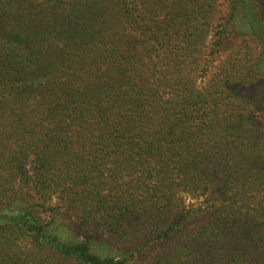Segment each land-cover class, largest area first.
I'll list each match as a JSON object with an SVG mask.
<instances>
[{"label": "trees", "instance_id": "16d2710c", "mask_svg": "<svg viewBox=\"0 0 264 264\" xmlns=\"http://www.w3.org/2000/svg\"><path fill=\"white\" fill-rule=\"evenodd\" d=\"M223 2L215 35L218 46L230 49L229 67L199 91L194 76L215 0H0V170H8L0 174L1 227L25 235L34 249L77 264H124L91 254L89 236L61 241L19 193L57 189L76 218L114 226L121 236L138 213L171 199L172 186L177 190L187 178L186 165L200 154L189 150V130L218 133L221 123L226 134L220 138H234L251 151L215 168L214 175L218 169L227 173L212 184L218 196L214 219L224 228L218 256L236 259L264 242V145L251 147L264 136L243 113L253 106L264 113V64L254 69L247 44L239 54L233 48L238 35L252 36L260 56V35L242 30L236 20L252 11L263 21L264 0ZM251 78L257 81L254 94L238 95V84ZM222 107L230 117L223 123ZM29 158L31 174L25 169ZM134 165L139 194L131 200L107 194L114 177L104 178ZM234 182L238 187L228 188ZM8 187L11 196L4 198ZM15 203L23 207L11 210ZM184 210L173 197L156 236L170 238L175 226L187 223ZM121 249L125 254L134 246L126 242Z\"/></svg>", "mask_w": 264, "mask_h": 264}, {"label": "rangeland", "instance_id": "374dc122", "mask_svg": "<svg viewBox=\"0 0 264 264\" xmlns=\"http://www.w3.org/2000/svg\"><path fill=\"white\" fill-rule=\"evenodd\" d=\"M227 2L223 0H215L214 10L209 14L208 27L203 36L204 48L199 54L201 61L194 76L196 89L201 91L207 89L210 80L214 76H218L221 67H229V59H227L230 49H222L218 46L216 41V32L218 31V21L220 16L226 12ZM263 21H259L252 11H247L246 18L236 20L237 26L241 25L242 30H247L251 33H257L264 42V35L260 28ZM247 44L251 49L250 58L255 60L254 69L262 68L264 64V48L260 56L258 55V47L255 43V38L248 35H238L233 41V48H236L239 54V46ZM259 58V60H258ZM193 76V74H192ZM257 81L253 78L246 79L238 84V95L249 98L256 90ZM249 112H243L252 121L253 126L264 136V113L259 112L256 108L249 107ZM248 113V114H247ZM223 122L229 120V112L225 109L220 111ZM199 128L200 124H196ZM192 130V129H191ZM189 130L187 142H190L191 152L194 154L200 152L199 159H194L186 165L188 169L187 178L179 180L180 186L177 190L172 186V196L166 197L162 204H157L153 210H148L146 214L136 215V219L131 226L127 227L129 232H123V235H118L117 228L114 226H101V223L93 222L87 224L75 217L74 212L69 211L68 203L64 197H59L57 189L46 190L44 193H19V199L27 200L33 204L32 211L39 216L43 221H49V228L58 235L61 241L66 244H73L79 242L85 236H89V251L91 254L98 256L100 259L113 258L124 259V264H235V262L243 260L246 264H264V242L262 240L256 242V247H251L247 250V255L239 258H228L221 260L218 256L219 238L223 234L222 228L218 221H215L216 213L214 207V195L212 184L221 176H226L227 173H221L218 169L217 174L214 175L215 168H218V163L222 159L235 160L248 158L246 154L251 149H245L238 145V140L234 138H220L221 123L218 125V133L210 132L207 129L199 128ZM214 145V146H213ZM264 145V138L261 137L251 143L253 146ZM218 149V151H217ZM241 150L242 152L238 151ZM202 160V161H200ZM205 160V161H204ZM30 158L26 161L25 169L31 174ZM123 165V163H122ZM114 163L109 164L110 168H114ZM139 165L131 166L130 169H123L120 173L115 171L110 172L106 181L114 177L106 186L110 189V196L119 197L131 200L134 196L139 194L137 175ZM198 169V172L195 170ZM8 170H0V174L6 176ZM143 178V177H142ZM149 179V178H148ZM223 178L217 184V188ZM239 182L244 181L238 179ZM246 181V180H245ZM250 179H248V182ZM115 184H117L115 186ZM237 183H228V188H237ZM115 186V187H114ZM4 198L11 196L12 190L9 189ZM262 189L261 186H259ZM174 197V202L177 205L184 207V212L189 211L184 215L187 223L175 226L173 235L170 238H163L156 236L155 229L159 220H164L167 216V208ZM65 201V202H62ZM5 201L0 196V209ZM63 205V206H62ZM130 207V205H128ZM23 207L22 203H15L10 206L11 210H19ZM67 208V209H66ZM175 213L179 209H174ZM1 213V212H0ZM190 219V220H189ZM0 222V242L5 238L8 239L7 246L0 248V264H77L73 259H62L57 255L51 253L47 248L34 249L25 235L18 236L14 230H8L1 227ZM182 226H187L184 230ZM143 230L147 234L143 239L136 243L137 237ZM131 233V235L129 234ZM142 238V237H139ZM126 242H131L134 249H130L127 253L122 254V246ZM219 242V243H218ZM134 243L139 244V248H135ZM121 249V250H120ZM168 252L167 256L175 254L170 260L166 259L160 261L162 255ZM31 254V255H30ZM30 255V256H29ZM168 260V261H167ZM228 262V263H226Z\"/></svg>", "mask_w": 264, "mask_h": 264}]
</instances>
